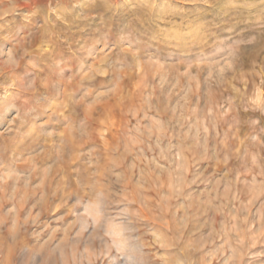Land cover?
<instances>
[{
	"label": "rangeland",
	"instance_id": "1",
	"mask_svg": "<svg viewBox=\"0 0 264 264\" xmlns=\"http://www.w3.org/2000/svg\"><path fill=\"white\" fill-rule=\"evenodd\" d=\"M0 264H264V0H0Z\"/></svg>",
	"mask_w": 264,
	"mask_h": 264
}]
</instances>
